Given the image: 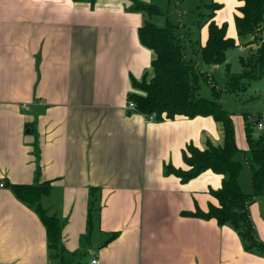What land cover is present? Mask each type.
Segmentation results:
<instances>
[{
  "label": "crops",
  "instance_id": "0c3cea01",
  "mask_svg": "<svg viewBox=\"0 0 264 264\" xmlns=\"http://www.w3.org/2000/svg\"><path fill=\"white\" fill-rule=\"evenodd\" d=\"M154 1L0 0V264H264V253L248 250L233 226L198 215L217 205L211 190L224 176L209 170L182 182L165 172L187 168L188 145L222 146V125L211 116L158 121L128 108L132 80L152 73L155 58L139 39L150 16L133 6ZM212 3L220 5L215 22L237 40L227 60L237 50L241 64L259 48L253 38L239 40L242 2ZM208 29L188 45L197 54ZM228 82L227 74L223 88ZM251 83L250 95L264 103V76ZM222 97L238 147L248 151L245 121L256 114L229 111ZM260 115L264 121V105ZM243 174L252 188V172L243 168L241 186ZM37 182L52 184L41 203L63 224L61 257L37 211L9 188ZM249 212L264 244V194Z\"/></svg>",
  "mask_w": 264,
  "mask_h": 264
},
{
  "label": "trees",
  "instance_id": "16d2710c",
  "mask_svg": "<svg viewBox=\"0 0 264 264\" xmlns=\"http://www.w3.org/2000/svg\"><path fill=\"white\" fill-rule=\"evenodd\" d=\"M94 3L96 0H76ZM242 5L235 16V24L239 40L252 39L259 43V48L247 59H241L243 70L240 74L232 75L227 63V52L237 47V40L227 36V25H218L214 20L215 11L220 8L217 3L205 5L210 14L202 17L198 27L208 24V39L200 47L199 54L204 63L210 66L226 65L229 82L226 91L238 93L245 91L248 84L264 76V0H240ZM136 11L147 13L150 17L165 15L155 4L136 2ZM208 18V19H207ZM183 30V29H182ZM182 30L169 20L165 27L158 26L152 21L146 22L139 29V39L143 46L152 50L155 58L152 62V73L146 74L141 80L133 79V89L139 93L130 92L128 103L135 105V111L142 113L148 119L162 121L174 119L178 116L194 118L197 116H211L223 128L224 144L215 146L208 143L205 149L188 145L183 150V160L186 169L167 165L165 172L174 174L182 182L202 175L206 171L224 176L220 190H211L217 200V205L211 204L205 213H199L205 219H214L219 225L229 224L241 234V238L248 250H258L264 253V244L256 236L255 227L251 221L249 206L256 197L264 194V130L258 136L253 135L255 126L261 120L259 117L245 121V132L248 143L246 165L252 170V192L243 190L240 176L244 163L236 159L243 152L237 144L236 128L232 115L221 103L222 90L212 85L213 99L201 97L200 80L206 78V73L200 71L186 56V46L181 40ZM190 34V32H189ZM9 188L17 199L37 211L47 231L49 248L58 251L56 257L62 256L63 224L56 215L49 214L42 206V199L51 193V182L34 184H10ZM90 223L92 222V208L90 209Z\"/></svg>",
  "mask_w": 264,
  "mask_h": 264
},
{
  "label": "rangeland",
  "instance_id": "374dc122",
  "mask_svg": "<svg viewBox=\"0 0 264 264\" xmlns=\"http://www.w3.org/2000/svg\"><path fill=\"white\" fill-rule=\"evenodd\" d=\"M210 3H212V0H155L153 4L157 5L163 11H165V15L154 16L152 18H150L149 16L148 17L149 20H151L153 23L157 24L158 26L165 27L166 21L169 20L180 30H182V28H187L188 31L191 33L190 39H187V41L185 39L183 41L184 37L182 32L180 31L181 40L184 43V45L187 46L186 49L187 51H189V54L191 56V57L188 56V60L192 61L193 63H196L198 69L206 73L207 79L201 78L200 80L199 94L201 97L210 100L213 99L212 85H217L218 87L222 88V94L223 97L227 100L225 103L229 111H232V109H236L243 114L252 113L253 115L256 114L254 116L261 118L260 114H262L264 103L261 97H259L256 100L255 99L256 97H253L255 95L253 94L252 96L250 95L252 92H254L256 86L255 83L250 82V85L248 86V88L245 90L244 93L240 91V94L238 93L239 94L238 98H234V96H232L233 97L232 98L228 94V91H226V89L223 88V86L226 85L227 74H228V69L226 65H218V67L214 69L213 66L204 63L200 57V54H197V52H194L193 50H191L190 46H188L190 45L191 42L200 39L201 32L199 30L200 27H198V23L201 22V20H203L202 17L205 18L204 15L207 16V14L210 12V10L205 7V5ZM236 51L237 50H232V52H230L229 61L227 60L231 68L230 72L232 71V73H236L235 75L240 74L242 70L240 60L238 57L239 54ZM133 92H136L138 94L139 90L133 89ZM262 119L263 118H261V120ZM254 129L255 132H257L258 126H255ZM245 136L246 134H244V138H245L244 140L246 143ZM236 159L245 163L246 154L244 152H241L236 156ZM245 171L249 173L252 172V170L247 165H245L244 167V173ZM244 177L245 176L243 174L242 187L246 192H251L252 188H250V181H247Z\"/></svg>",
  "mask_w": 264,
  "mask_h": 264
},
{
  "label": "built area",
  "instance_id": "2783aa9c",
  "mask_svg": "<svg viewBox=\"0 0 264 264\" xmlns=\"http://www.w3.org/2000/svg\"><path fill=\"white\" fill-rule=\"evenodd\" d=\"M128 108H130V109H132V110H134L135 109V105H134V103H128ZM258 129L259 130H264V122L263 121H260L259 123H258ZM1 186H4V184L3 183H1ZM88 264H100V261L97 259V258H95V259H92Z\"/></svg>",
  "mask_w": 264,
  "mask_h": 264
}]
</instances>
